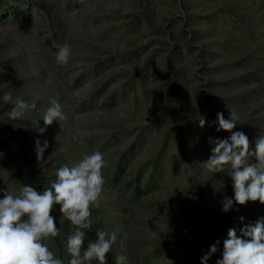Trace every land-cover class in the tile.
Wrapping results in <instances>:
<instances>
[{
	"label": "rangeland",
	"instance_id": "1",
	"mask_svg": "<svg viewBox=\"0 0 264 264\" xmlns=\"http://www.w3.org/2000/svg\"><path fill=\"white\" fill-rule=\"evenodd\" d=\"M7 92L36 108L5 121ZM51 98L67 119L40 134L32 121L44 127ZM229 109L254 149L264 134V0H0V189L42 192L60 166L101 152L105 183L82 251L98 230L115 232L107 264L121 254L128 264H201L220 241L207 262L216 264L230 228L239 236L264 218L259 201L235 202L230 166L201 164L209 138L230 137L214 123ZM37 139L49 145L41 162ZM51 215L60 232L45 242L68 264L73 226L59 205Z\"/></svg>",
	"mask_w": 264,
	"mask_h": 264
},
{
	"label": "clouds",
	"instance_id": "2",
	"mask_svg": "<svg viewBox=\"0 0 264 264\" xmlns=\"http://www.w3.org/2000/svg\"><path fill=\"white\" fill-rule=\"evenodd\" d=\"M57 47L56 61L66 65L71 56V46L65 43ZM3 101L13 104L6 113L8 119L5 121L20 119L26 112L36 108L35 103L30 104L19 98L13 100L11 92L3 95ZM229 114V118L225 119L223 112H218L214 123L217 132L228 131L230 137L209 138V143L214 145L212 154L201 164L213 173H221L225 171V165L230 166L229 176L233 181L235 202L246 205L249 201H259L264 205V134L255 139V148L252 149L244 132L233 131L238 124V114L234 109H229ZM66 119L62 105L56 98H51L50 106L45 109L42 117L44 127L39 126V120L32 121V126L43 134L54 121ZM206 123V118L200 116L199 127L203 128ZM48 146L46 140L43 145L39 139L35 141L38 161L44 160ZM104 166L103 154L94 151L85 154L72 166H60L55 172L56 179L42 192L23 184L18 193L0 189L3 193L0 198V264H64L45 242L57 237L60 232L51 215L55 205L60 206L62 217L73 226V231L66 239V252L71 257L68 264H92L93 261L107 264L106 254L117 240L115 232L98 230L97 239L88 243L82 251L84 230H89L92 224L89 219L90 208L93 205L99 206V197L105 183L102 174ZM233 202L232 198L225 196L222 211L227 213ZM219 243L216 241L210 245L208 252L201 257V264H207L218 251ZM116 264H128L127 257L117 255ZM216 264H264V218L245 225L239 236L234 228H230L223 241L222 258Z\"/></svg>",
	"mask_w": 264,
	"mask_h": 264
}]
</instances>
